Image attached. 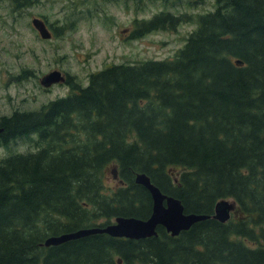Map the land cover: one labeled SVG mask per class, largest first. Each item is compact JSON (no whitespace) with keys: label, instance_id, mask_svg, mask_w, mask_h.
Instances as JSON below:
<instances>
[{"label":"trees","instance_id":"trees-1","mask_svg":"<svg viewBox=\"0 0 264 264\" xmlns=\"http://www.w3.org/2000/svg\"><path fill=\"white\" fill-rule=\"evenodd\" d=\"M168 20L180 21L161 15L135 38ZM196 20L172 60L110 66L38 111L0 118V264H264V0H217ZM138 174L185 214L212 216L231 200L238 216L176 237L158 227L141 240L44 246L116 217L147 219Z\"/></svg>","mask_w":264,"mask_h":264},{"label":"rangeland","instance_id":"rangeland-1","mask_svg":"<svg viewBox=\"0 0 264 264\" xmlns=\"http://www.w3.org/2000/svg\"><path fill=\"white\" fill-rule=\"evenodd\" d=\"M216 6L217 0H118L112 4L35 0L29 9L14 10L8 0H0V118L15 111H38L67 96L68 86L45 89L40 85L41 78L52 71L72 76L84 87L90 75L112 65L172 60L197 29V16L213 12ZM163 12L176 18L190 16V21L183 17L174 29L168 30L166 24V30L132 37L142 21ZM32 15L45 18L54 35L51 40H41L31 28ZM16 149L21 153L34 151L33 145H18ZM5 154L0 149V159ZM116 184L111 178L106 187ZM237 216L235 213L234 218Z\"/></svg>","mask_w":264,"mask_h":264},{"label":"water","instance_id":"water-1","mask_svg":"<svg viewBox=\"0 0 264 264\" xmlns=\"http://www.w3.org/2000/svg\"><path fill=\"white\" fill-rule=\"evenodd\" d=\"M33 25L40 32L42 38L48 39L50 37L41 21L33 20ZM60 81H63L61 74L54 71L44 76L40 83L44 87H49ZM1 132L2 129H0ZM135 183L143 186L149 192L152 199V210L148 219L140 220L117 217L113 223L101 228L82 229L73 233L49 237L45 240L44 246H58L94 234H105L113 238L140 240L155 236L158 226L163 227L171 236H177L181 232L188 230L195 223L208 218V216L185 214L178 200L162 194L157 187L151 184L149 178L144 174L137 175ZM234 209L235 204L233 202L220 201L215 205L212 218L225 223L230 219V213Z\"/></svg>","mask_w":264,"mask_h":264},{"label":"flooded vegetation","instance_id":"flooded-vegetation-1","mask_svg":"<svg viewBox=\"0 0 264 264\" xmlns=\"http://www.w3.org/2000/svg\"><path fill=\"white\" fill-rule=\"evenodd\" d=\"M35 0H33V2H34ZM99 1H101V2H103V3H106V4H108V3H111L112 4V2H115V1H118V0H99ZM123 0H121V2H122ZM29 9V8H28ZM73 26V25H72ZM70 27H71V25H70ZM55 35H56V33H55ZM66 77V76H65ZM66 83H68V80H67V78H66V81H65Z\"/></svg>","mask_w":264,"mask_h":264}]
</instances>
